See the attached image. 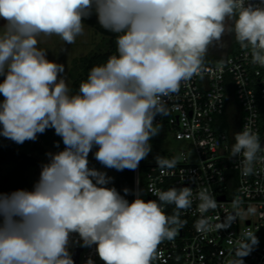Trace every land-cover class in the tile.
<instances>
[{
  "label": "clouds",
  "instance_id": "1",
  "mask_svg": "<svg viewBox=\"0 0 264 264\" xmlns=\"http://www.w3.org/2000/svg\"><path fill=\"white\" fill-rule=\"evenodd\" d=\"M93 15L115 34L116 54L94 65L73 93L64 64L50 61L37 38L57 35L71 45ZM0 18L6 22L0 28V136L23 144L54 129L65 146L46 153L32 190L0 193V264H74L72 233L82 246L96 245L104 264H152L158 245L185 225L181 210L194 198L201 214L220 206L207 188L194 197L191 187L155 192L158 199L147 202L137 194L130 203L107 187L111 177L89 167L88 156L96 147L95 159L106 168L137 169L162 128L156 116L170 113L165 98L200 74L209 47L225 33L264 68V0H0ZM234 140L230 156L239 158L242 174H253L264 152L259 134L244 126ZM155 161L164 171L179 158L157 155ZM169 205H175L171 215ZM232 207L222 222L217 218V231L240 216L239 201ZM209 219L194 226L208 231ZM258 243L247 232L227 264H244Z\"/></svg>",
  "mask_w": 264,
  "mask_h": 264
},
{
  "label": "built area",
  "instance_id": "2",
  "mask_svg": "<svg viewBox=\"0 0 264 264\" xmlns=\"http://www.w3.org/2000/svg\"><path fill=\"white\" fill-rule=\"evenodd\" d=\"M249 2L256 4L259 0ZM165 99L170 113L157 115L154 123L165 125L168 135L184 142L179 163L174 169L162 171L150 161L144 174L143 199L140 162L133 170L129 194L122 196L131 203L138 194L147 202L158 199L155 192L174 187H191L194 197L207 188L220 206L201 214L200 201L194 198L189 209L181 210L185 225L174 240L158 245L152 264H227L234 256L236 242L249 231L255 232L259 243L243 257L244 264H264V152L257 154L262 159L254 162L250 175L242 174L239 158L230 156L234 134L244 126L259 134L264 147V68L252 64L250 52L237 44L221 60L204 62L200 74L182 81L179 92ZM234 201H239V207L249 210L250 215H240L231 227L217 231V218L222 222L225 212L233 211ZM174 208L167 206L166 214L171 215ZM202 217L210 218L212 227L208 231H198L194 226ZM82 244L78 233L70 234L72 258L79 248V264H86L89 258L94 264H102L96 245Z\"/></svg>",
  "mask_w": 264,
  "mask_h": 264
},
{
  "label": "rangeland",
  "instance_id": "3",
  "mask_svg": "<svg viewBox=\"0 0 264 264\" xmlns=\"http://www.w3.org/2000/svg\"><path fill=\"white\" fill-rule=\"evenodd\" d=\"M6 22L3 18H0V28L4 26ZM84 23V33L76 38L75 43L68 45L66 44L59 36L52 35V36H44L41 34L37 39L39 41L38 46L47 50V58L50 61H55L57 63L64 64L65 72L64 77L69 88L72 90V86L74 83V78L78 74L80 70V63L81 58L83 56L89 55L95 51H102L106 50L108 47V37L101 32L97 31L94 26ZM228 37L229 39L232 37L233 41V49L236 48L237 42L235 40L234 34L225 33L222 36L221 43H213L208 49V52L204 58V62H208L211 60L217 61L221 60L222 58H218V56L224 57L229 50L230 42H224V39ZM4 79L3 76H0V82ZM80 83L78 84L79 87ZM79 89V88H78ZM78 91V90H77ZM5 98L2 94H0V102H2ZM2 128V125H0ZM9 140L3 136H0V143ZM11 141V140H10ZM43 140L40 139V142L43 144L42 149H35L30 146L23 144H16L15 142L11 141L12 145L16 149H20L26 151L29 154H33L39 158V162L35 165H32L28 171L29 177V187L27 190H32L33 185L38 181L41 171V165L48 162V157L46 153L58 152L64 149V144L62 147H56V144L59 145L62 142L61 137L55 134L52 135L49 142H42ZM184 142L175 140L172 135H168L164 140L163 144L159 148H153L151 150L152 156H148V160L156 162L155 157L157 155L164 156L167 158L179 157V152L181 149H184ZM97 148L94 147L92 151L89 153L88 161L89 167H94L100 171H103L107 174V176L111 177V182L107 185V187H115L117 184V178L120 171L116 169H109L102 165L99 161L95 159V152ZM16 163V158L14 155L8 156L5 160L0 163V180L3 178L4 175L9 173L13 168L14 164ZM117 190V189H116ZM240 215L246 216L250 215L249 210H245L244 207L241 205L239 207Z\"/></svg>",
  "mask_w": 264,
  "mask_h": 264
},
{
  "label": "trees",
  "instance_id": "4",
  "mask_svg": "<svg viewBox=\"0 0 264 264\" xmlns=\"http://www.w3.org/2000/svg\"><path fill=\"white\" fill-rule=\"evenodd\" d=\"M83 22L91 24L92 26H94V28L97 31L106 35L108 37V47L106 50L95 51L81 58L80 70L78 74L75 76L74 83L72 86L73 93H75L78 90L79 88L78 84L87 79L88 73L94 65L105 63L109 56L116 54L115 34L107 32L106 30L101 28L97 22V18L95 15L91 16L88 19L83 20ZM232 41L230 43L228 52L233 49ZM218 58L220 59L223 57L218 56ZM231 99L234 100V96L232 94H231ZM54 131H55L54 129H48L45 131V133L38 134L36 141H25L24 145L30 146L35 149H42L43 144L40 142V139L43 140L42 142H49L50 138L54 134ZM168 134H169L168 128L165 125H162V128L159 134L151 138L150 140L152 149L159 148L163 144ZM60 143L61 144L59 146L62 147L63 141ZM12 155H14V157L16 158V163L14 164L11 171L7 173L6 175H4L3 178L0 180V193H11L18 189L27 190L30 184L27 171L32 165H35L39 162V158L37 156L33 154H29L26 151H23L20 149H16L12 145L10 140L1 142L0 143V163L3 160H5L8 156H12ZM148 156H152V153L150 152ZM148 156L145 159L140 161L141 162L140 172H141V178H142V185L144 184V174L147 168V164L150 162V160H148ZM132 174H133V170H129V169H124L123 171L119 172V175L117 178L116 189L121 195L125 194L123 191L125 188L131 190ZM141 192H142V197L144 199V196H145L144 185L142 186Z\"/></svg>",
  "mask_w": 264,
  "mask_h": 264
},
{
  "label": "water",
  "instance_id": "5",
  "mask_svg": "<svg viewBox=\"0 0 264 264\" xmlns=\"http://www.w3.org/2000/svg\"><path fill=\"white\" fill-rule=\"evenodd\" d=\"M223 197V196H222ZM79 248L76 249V253H75V256L73 257V260H74V264H79V261H78V253H79ZM102 264H104V261L102 262Z\"/></svg>",
  "mask_w": 264,
  "mask_h": 264
},
{
  "label": "flooded vegetation",
  "instance_id": "6",
  "mask_svg": "<svg viewBox=\"0 0 264 264\" xmlns=\"http://www.w3.org/2000/svg\"><path fill=\"white\" fill-rule=\"evenodd\" d=\"M232 39H233L232 37H231L230 39H229L228 37H226V38L224 39V42H226V43H227V42H230V43H231Z\"/></svg>",
  "mask_w": 264,
  "mask_h": 264
}]
</instances>
